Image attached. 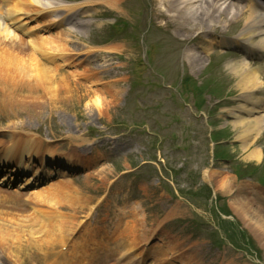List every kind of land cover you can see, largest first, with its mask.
<instances>
[{"label":"rangeland","instance_id":"374dc122","mask_svg":"<svg viewBox=\"0 0 264 264\" xmlns=\"http://www.w3.org/2000/svg\"><path fill=\"white\" fill-rule=\"evenodd\" d=\"M56 1L92 2L75 13L82 25L71 27L70 37L62 39L63 51L45 64L49 78L58 73L52 66H60L66 92L53 106L37 100L33 110L28 102L0 101V146H8V135L21 142L33 139L40 152L68 161L70 177L52 184L70 183L74 191L58 190L66 203L56 208L37 204L36 192L28 193L26 202L22 194L2 200L0 264H98L101 252L110 260L106 264H264V229L254 218L243 219L258 207L249 185L221 170L204 172V181L242 217L221 203V211L233 217L222 221L199 185L202 169L212 161L209 124L226 123L232 139L240 141L229 113H218L242 98V87L225 66L242 55L220 53L214 46L210 63L205 57L198 67L191 66L184 55L197 44L194 35L186 39L175 31L170 13L163 10L176 8L173 3L115 0L111 7L105 4L109 0ZM242 25L228 23L209 38L235 36ZM49 28H39L42 38L53 39L63 30ZM42 46L36 43L43 51ZM23 51L14 53L21 58ZM260 60L251 64L261 71L257 94L264 97ZM257 146L264 154V130ZM221 178L226 184H220ZM34 208L49 221L43 222ZM30 217L54 227L43 236L38 233L42 227L30 223L36 239H28L30 224L17 225ZM148 242L150 257L143 249Z\"/></svg>","mask_w":264,"mask_h":264},{"label":"bare ground","instance_id":"6f19581e","mask_svg":"<svg viewBox=\"0 0 264 264\" xmlns=\"http://www.w3.org/2000/svg\"><path fill=\"white\" fill-rule=\"evenodd\" d=\"M51 3L53 6H50V8H53L54 11H65L69 14L76 10L77 8L75 7L78 6H67L56 0H51ZM90 3L92 2L88 4ZM158 3L162 5V7L165 6V3H167V5L170 3L176 4L177 10L174 6L171 10L166 8L163 10L166 14L170 13L168 17L172 23L175 24V31L186 38L198 32L195 38H199L200 35L207 37L206 35L214 33L213 30L216 28L225 27L226 24L239 20L242 22V28L234 39L225 40L220 38L216 45L221 47L234 46L246 54L238 60L228 61L225 64L226 68L236 76L237 86L242 87L239 88V90L243 91L241 103L239 106L231 108L230 111L235 119L232 123V127L233 129H239V138L246 142L242 148L246 150L260 134L264 125V98L257 95V91L262 85L261 72L257 66H253L248 61V59H252L253 57H257V59L261 58L264 54V9L255 0H158ZM42 4L46 5V0L45 2L41 0H0V47L5 48V50L3 48L2 52H0V101H3L2 105L11 101L17 103L28 102L29 110H33V104H35L37 100L44 98L50 101V105L53 106L52 103L55 102V100L60 101L59 99L61 98H59V96H61L64 91L66 92L64 81L59 73L60 66H52L51 70H53L54 73H58L55 78H53V76L49 78L46 75V70L49 71L50 68L40 63V58L57 59V52L63 51L62 39H66V37L69 38L71 32L58 33L51 40L40 38L31 41L30 43L34 44V46L36 43L43 45V52L36 51L41 54V57L38 59L25 49L26 42L22 39L23 36L29 38L30 35H28V33L38 27L37 24L32 28L26 29V25L32 21L31 17L32 14H34L33 10L29 9V6ZM105 4L111 7L116 5L115 0H109ZM168 7L171 8V5ZM43 11H45V8H42L38 13H42ZM52 17L53 19L51 20L53 22H63L65 18L63 16L57 20L56 16ZM18 32L20 34H18ZM209 43L211 45L213 42ZM18 49L24 50L20 53L22 55L21 58H18L14 53V51ZM202 50V54L205 56L210 53L207 47H204ZM8 55L9 58H7ZM199 55L195 52L188 51L184 55V60L191 66L198 67L201 65V57ZM262 68L264 70V63ZM7 138L9 139V145L0 152V163L14 162L17 168L13 173L16 172L19 175L21 171L25 172L22 177L26 176L27 179H24L23 182H19L20 185L18 187L20 189L24 187L27 189L32 184L42 183V180L45 179L44 175L46 174H44V170L42 169L41 165L43 162L41 161L46 162L45 157L47 158V156H41L39 165H36V163L32 164V159H35L36 152L38 153L35 149L36 144L33 142V139L21 142L15 137L12 138L10 135H8ZM245 159L258 161L260 159L259 149H252L246 155ZM51 175H53V172H50L47 177ZM61 176L67 177V171L60 173V177ZM2 177V182L5 180L10 182L14 179L13 176H9L8 174ZM220 184H226V179L221 178ZM63 187H68V189L74 191L70 183H59L58 185L51 184L48 188L44 187L36 192L34 196L36 203L39 204L38 201H42L43 203H47L50 208H56L58 205L65 204L66 201H63V194H58V190L61 192ZM4 195L8 194L0 191V196ZM76 214L74 213V215ZM30 218V222L24 225L18 224L17 226H21L22 229H24L27 224H38L42 227V231L38 233L39 235L43 233V236H46V234L48 235V232L54 227L47 226L35 217ZM256 225L258 228L264 229V219L259 217L256 220ZM28 228L29 230L26 229L29 235L28 239H36L32 238L34 237V234H32L34 230L32 224L28 225ZM4 245L5 240L0 237V246L3 247ZM9 255L14 259L20 258H15V256H12L10 253Z\"/></svg>","mask_w":264,"mask_h":264}]
</instances>
